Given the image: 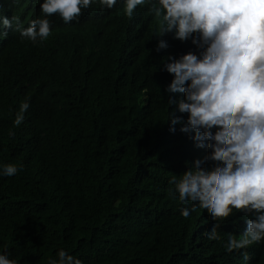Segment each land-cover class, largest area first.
<instances>
[{"label":"trees","instance_id":"trees-1","mask_svg":"<svg viewBox=\"0 0 264 264\" xmlns=\"http://www.w3.org/2000/svg\"><path fill=\"white\" fill-rule=\"evenodd\" d=\"M0 13L20 16L24 27L42 15L35 0H0ZM50 19L40 43L12 28L0 38V164L23 165L0 176V251L20 264H49L60 248L84 264H245L244 250L227 251L223 235L242 232L245 213L208 240L211 214L198 207L183 217L194 202L168 191L171 175L207 150L179 125L169 131L172 76L160 57L196 46L168 33L169 48L157 52L147 6L128 17L122 4L94 3L79 22ZM25 99V120L15 125ZM247 251L248 264H264V242Z\"/></svg>","mask_w":264,"mask_h":264},{"label":"clouds","instance_id":"clouds-1","mask_svg":"<svg viewBox=\"0 0 264 264\" xmlns=\"http://www.w3.org/2000/svg\"><path fill=\"white\" fill-rule=\"evenodd\" d=\"M18 3L19 0H16ZM42 15L23 26L21 17L0 13V38L7 29L18 30L33 43L45 40L53 31L50 17L58 14L65 24L80 21L84 10L98 3L101 10L123 5L128 17L138 6H147L157 21L155 50L169 48L163 37L191 40L196 50L179 56L160 57L163 70L172 78L164 87L168 93L169 131L187 134L197 148L206 149L203 158L189 161L181 174L169 179V194L182 202L181 215L189 217L203 208L216 223L205 230L208 240H220V227L242 212V232H226L225 248L244 250L245 264L251 259L248 247L264 242V0H35ZM182 93L177 99L173 94ZM175 105L169 111L170 105ZM30 101L20 103L14 124L25 120ZM179 113V114H177ZM183 114H187L186 116ZM10 135H15L10 130ZM23 167L0 164V176H12ZM235 222V221H234ZM219 251V250H218ZM0 264H20L7 249L0 251ZM49 264H84L77 255L60 248Z\"/></svg>","mask_w":264,"mask_h":264}]
</instances>
